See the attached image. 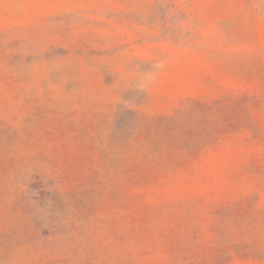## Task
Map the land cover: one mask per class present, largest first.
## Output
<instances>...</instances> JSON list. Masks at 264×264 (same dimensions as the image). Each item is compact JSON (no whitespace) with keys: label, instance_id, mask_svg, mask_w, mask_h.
<instances>
[{"label":"rangeland","instance_id":"rangeland-1","mask_svg":"<svg viewBox=\"0 0 264 264\" xmlns=\"http://www.w3.org/2000/svg\"><path fill=\"white\" fill-rule=\"evenodd\" d=\"M0 264H264V0H0Z\"/></svg>","mask_w":264,"mask_h":264},{"label":"clouds","instance_id":"clouds-1","mask_svg":"<svg viewBox=\"0 0 264 264\" xmlns=\"http://www.w3.org/2000/svg\"><path fill=\"white\" fill-rule=\"evenodd\" d=\"M138 89L140 91H144L145 90V87H146V84L144 81H140L139 84L137 85Z\"/></svg>","mask_w":264,"mask_h":264}]
</instances>
